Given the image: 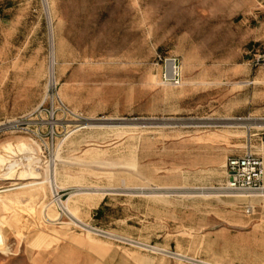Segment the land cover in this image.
I'll return each mask as SVG.
<instances>
[{"label":"rangeland","instance_id":"1","mask_svg":"<svg viewBox=\"0 0 264 264\" xmlns=\"http://www.w3.org/2000/svg\"><path fill=\"white\" fill-rule=\"evenodd\" d=\"M9 120L0 264H264V0H0Z\"/></svg>","mask_w":264,"mask_h":264},{"label":"built area","instance_id":"2","mask_svg":"<svg viewBox=\"0 0 264 264\" xmlns=\"http://www.w3.org/2000/svg\"><path fill=\"white\" fill-rule=\"evenodd\" d=\"M170 75L176 84H180L181 72L176 61L171 63ZM15 128H17V124L13 120L0 122V137L14 131ZM230 166L235 171L234 175H244L243 180L245 184L240 188L254 191L261 189L257 181L261 175H264V170L261 168L259 160L255 158H237L230 162ZM238 180L237 177L234 179V182L231 184L232 187L239 188Z\"/></svg>","mask_w":264,"mask_h":264},{"label":"trees","instance_id":"3","mask_svg":"<svg viewBox=\"0 0 264 264\" xmlns=\"http://www.w3.org/2000/svg\"><path fill=\"white\" fill-rule=\"evenodd\" d=\"M101 214V211H98L97 213H96V216H99Z\"/></svg>","mask_w":264,"mask_h":264}]
</instances>
